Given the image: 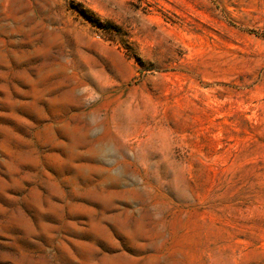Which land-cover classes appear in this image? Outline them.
<instances>
[{
    "label": "rangeland",
    "instance_id": "374dc122",
    "mask_svg": "<svg viewBox=\"0 0 264 264\" xmlns=\"http://www.w3.org/2000/svg\"><path fill=\"white\" fill-rule=\"evenodd\" d=\"M0 264H264V0H0Z\"/></svg>",
    "mask_w": 264,
    "mask_h": 264
}]
</instances>
